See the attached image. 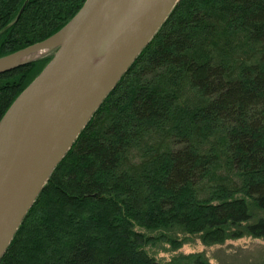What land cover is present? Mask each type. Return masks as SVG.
Returning <instances> with one entry per match:
<instances>
[{
	"label": "trees",
	"instance_id": "1",
	"mask_svg": "<svg viewBox=\"0 0 264 264\" xmlns=\"http://www.w3.org/2000/svg\"><path fill=\"white\" fill-rule=\"evenodd\" d=\"M85 1L0 0V58ZM52 55L0 75V120ZM40 193L0 264H210L148 248L264 239V0H180Z\"/></svg>",
	"mask_w": 264,
	"mask_h": 264
},
{
	"label": "water",
	"instance_id": "2",
	"mask_svg": "<svg viewBox=\"0 0 264 264\" xmlns=\"http://www.w3.org/2000/svg\"><path fill=\"white\" fill-rule=\"evenodd\" d=\"M180 0H86L0 75L53 53L0 120V259L75 140Z\"/></svg>",
	"mask_w": 264,
	"mask_h": 264
},
{
	"label": "rangeland",
	"instance_id": "3",
	"mask_svg": "<svg viewBox=\"0 0 264 264\" xmlns=\"http://www.w3.org/2000/svg\"><path fill=\"white\" fill-rule=\"evenodd\" d=\"M185 244L173 251L170 245L158 242L149 246L148 251L156 259L170 261L179 257L185 259L193 254H202L210 264H264V239L250 235L240 238H228L223 243L206 244L199 236H186Z\"/></svg>",
	"mask_w": 264,
	"mask_h": 264
}]
</instances>
